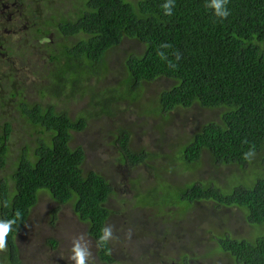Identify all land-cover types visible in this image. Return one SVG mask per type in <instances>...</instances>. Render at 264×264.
<instances>
[{
    "label": "trees",
    "instance_id": "obj_1",
    "mask_svg": "<svg viewBox=\"0 0 264 264\" xmlns=\"http://www.w3.org/2000/svg\"><path fill=\"white\" fill-rule=\"evenodd\" d=\"M213 2L0 0V53L9 56V62L15 58L39 62L31 66V75L45 81L37 84L34 94L39 99H34L14 75V66L0 60V68L4 66L0 70V172L15 157L10 158L15 120L6 112L16 109L39 134L34 147L24 139L20 150L13 148L18 156L10 179L0 174V222L10 223L0 250L3 264H22L18 236L40 192L53 203L51 227L61 207L70 203L95 242L99 260L114 263L111 241L100 240L116 214L108 206L116 193L114 186L97 171L85 172L84 147L70 143L92 117L109 114L122 101L140 100L162 78L171 83L160 90L158 106H146L145 113H162L168 119L174 110L195 105L216 112V118L201 123L182 143L171 161L196 169L208 153L214 166L246 170L255 162L264 174V0H219L227 16L218 15ZM165 5L170 6V14ZM20 16L26 31L21 48L15 50L5 32L9 22ZM125 39L142 43L143 52L126 57L118 86L97 91L98 84L109 78V52ZM86 97L88 106L75 111L70 102ZM103 104L100 111L93 110ZM132 138L133 131L125 126L111 132L110 143L128 166L148 165L158 158L156 152L134 150ZM161 186H167L163 193ZM143 196V204L156 208L150 214L154 218L161 212L172 213L174 206L185 215L200 201L240 208L252 227V238L215 234L219 250L235 264H264V175L244 183L194 179L183 186L158 180L137 198ZM46 242L58 248L57 238ZM184 257L183 263L190 264L188 255Z\"/></svg>",
    "mask_w": 264,
    "mask_h": 264
},
{
    "label": "rangeland",
    "instance_id": "obj_2",
    "mask_svg": "<svg viewBox=\"0 0 264 264\" xmlns=\"http://www.w3.org/2000/svg\"><path fill=\"white\" fill-rule=\"evenodd\" d=\"M24 21L20 16L9 22L5 32L15 50L21 48L26 31ZM143 50L144 45L139 41L125 39L110 51V81L108 78L105 83H99L97 91L118 86V75L122 72L126 57L139 54ZM15 59L9 62L0 58L14 66V75L24 82L23 85L27 86L32 97L38 100L39 96L34 94L36 86L44 84L45 81L32 76L30 69L32 65L40 63H22ZM2 69L4 66L0 68ZM170 83V80L162 78L156 81L140 100L122 101L109 114L92 117L83 132L73 134L70 143L72 147H84L85 172L97 171L109 178L114 186L116 193L110 196L108 206L116 214L107 225V229L111 231L107 239L111 241L115 258L111 264H184V254L190 258V264H235L227 254L219 250L214 235L231 234L232 237L252 238V227L247 223L240 208H218L210 201H200L185 215H180L176 206L171 208L172 213L161 212L156 217L159 219L157 222L156 218L150 217L156 208L142 203L146 196L137 198L141 190L148 186L151 188L158 180H167L171 185L183 186L194 179L213 177L223 184L244 183L264 175L255 162L246 170L234 165L214 166L208 153L202 155V162L196 169L185 168L179 161H171V157L182 143L191 139L201 123L216 118V112L195 105L189 109L174 110L168 119H165L162 113H145L146 106H158L157 97L160 90L169 87ZM84 99L80 102L71 101L72 108L75 111L85 109L90 99ZM104 105H98L93 110L100 111ZM6 116L15 120L13 148L20 150L24 139L34 147L39 134H35L34 129L16 109L6 112ZM120 126L133 131L131 147L134 150L156 152L158 158L148 165L128 166L119 150L110 143L111 132H116ZM32 147H29L28 151H32ZM13 148L10 158L15 157L0 172L9 179L15 167L13 160L18 156ZM166 187L161 186L160 191L163 193ZM52 207L53 203L48 194L40 192L38 204L32 208L28 223L18 236L22 264H76L77 251L85 253V264H106L99 260L96 244L88 236L86 225L75 215L72 205L67 203L61 207L54 227L50 225L49 211ZM52 237L59 241L57 249L51 248L46 242ZM0 264L3 263L0 261Z\"/></svg>",
    "mask_w": 264,
    "mask_h": 264
},
{
    "label": "clouds",
    "instance_id": "obj_3",
    "mask_svg": "<svg viewBox=\"0 0 264 264\" xmlns=\"http://www.w3.org/2000/svg\"><path fill=\"white\" fill-rule=\"evenodd\" d=\"M212 6L215 7L218 15L227 16V14H228L227 11L221 10L222 4L219 2V0H214ZM165 8L169 9V14H170V6L165 5ZM9 230H10V223L9 222H0V248H3L5 246L4 236ZM110 235H111V231H110V229H107V226H106V229H104V234L100 237V240L104 241ZM75 259H76V264H85V253L83 251H77Z\"/></svg>",
    "mask_w": 264,
    "mask_h": 264
},
{
    "label": "flooded vegetation",
    "instance_id": "obj_4",
    "mask_svg": "<svg viewBox=\"0 0 264 264\" xmlns=\"http://www.w3.org/2000/svg\"><path fill=\"white\" fill-rule=\"evenodd\" d=\"M0 54H1V58H3V59H7V60L11 59L9 56H6V54L3 51ZM112 217H113V215L111 216V219H112Z\"/></svg>",
    "mask_w": 264,
    "mask_h": 264
}]
</instances>
